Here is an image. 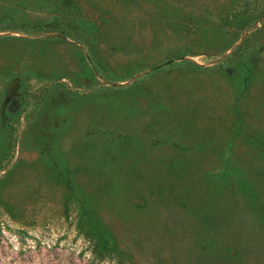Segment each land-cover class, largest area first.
<instances>
[{
  "label": "rangeland",
  "instance_id": "rangeland-1",
  "mask_svg": "<svg viewBox=\"0 0 264 264\" xmlns=\"http://www.w3.org/2000/svg\"><path fill=\"white\" fill-rule=\"evenodd\" d=\"M38 240L264 264V0H0V260Z\"/></svg>",
  "mask_w": 264,
  "mask_h": 264
},
{
  "label": "trees",
  "instance_id": "trees-1",
  "mask_svg": "<svg viewBox=\"0 0 264 264\" xmlns=\"http://www.w3.org/2000/svg\"><path fill=\"white\" fill-rule=\"evenodd\" d=\"M85 235H88L87 236V237H89L88 239H92V240L93 239H95V240L104 239L94 228L91 231H87V234H85ZM92 240H89V241L93 243ZM105 243H106V246H107L109 244V241L107 240V242L105 241ZM52 248H54L53 245L44 243L42 241L40 242L38 240L37 242L29 245L26 250L23 248V249H21L19 251H16V258L17 259L12 258L10 261L14 262L15 264H18V263L22 264L24 261L20 260V259H22V257L25 256V255H31L32 258H33L32 264H37V261L39 259L43 258V256H41L42 251L45 250V251L50 252V250ZM89 248H90V246H89ZM90 250H91V248H90ZM2 251H4V250H1L0 252H2ZM2 262L4 264L7 263L6 259L4 260V258L0 260V263H2ZM30 264H31V261H30ZM89 264H95V263H94V261H90Z\"/></svg>",
  "mask_w": 264,
  "mask_h": 264
}]
</instances>
